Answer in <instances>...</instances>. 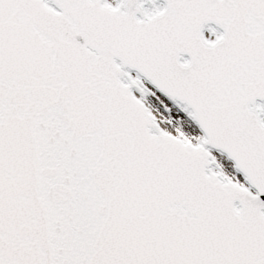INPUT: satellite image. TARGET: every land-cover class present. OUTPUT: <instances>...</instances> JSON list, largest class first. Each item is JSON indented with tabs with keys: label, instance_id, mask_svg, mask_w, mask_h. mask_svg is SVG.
I'll use <instances>...</instances> for the list:
<instances>
[{
	"label": "snow or ice",
	"instance_id": "obj_1",
	"mask_svg": "<svg viewBox=\"0 0 264 264\" xmlns=\"http://www.w3.org/2000/svg\"><path fill=\"white\" fill-rule=\"evenodd\" d=\"M0 264H264V0H0Z\"/></svg>",
	"mask_w": 264,
	"mask_h": 264
}]
</instances>
